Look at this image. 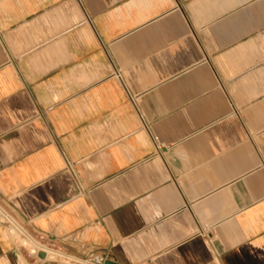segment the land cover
<instances>
[{
	"label": "crops",
	"instance_id": "1",
	"mask_svg": "<svg viewBox=\"0 0 264 264\" xmlns=\"http://www.w3.org/2000/svg\"><path fill=\"white\" fill-rule=\"evenodd\" d=\"M0 202L75 258L0 264H264V0H0Z\"/></svg>",
	"mask_w": 264,
	"mask_h": 264
},
{
	"label": "rangeland",
	"instance_id": "2",
	"mask_svg": "<svg viewBox=\"0 0 264 264\" xmlns=\"http://www.w3.org/2000/svg\"><path fill=\"white\" fill-rule=\"evenodd\" d=\"M0 222H4L7 224L8 229L12 230V232L15 235V240L20 245H23L27 248H29L32 252L33 249H41L42 251L48 253L54 258L58 259H69L73 258L72 255L66 250L65 246L61 243H55V242H45L40 241L37 237H35L32 233H30L26 227L19 222L10 212L9 208L2 202H0ZM22 239H26L28 244L22 243ZM36 243H34L33 241ZM88 258L95 259L96 257L88 256L87 258L80 259L81 264H96L92 262L91 260H87ZM99 263L102 264V261Z\"/></svg>",
	"mask_w": 264,
	"mask_h": 264
},
{
	"label": "water",
	"instance_id": "3",
	"mask_svg": "<svg viewBox=\"0 0 264 264\" xmlns=\"http://www.w3.org/2000/svg\"><path fill=\"white\" fill-rule=\"evenodd\" d=\"M37 255L40 257L44 256V251L38 252Z\"/></svg>",
	"mask_w": 264,
	"mask_h": 264
},
{
	"label": "built area",
	"instance_id": "4",
	"mask_svg": "<svg viewBox=\"0 0 264 264\" xmlns=\"http://www.w3.org/2000/svg\"><path fill=\"white\" fill-rule=\"evenodd\" d=\"M32 252L34 253V252H36V250L33 249ZM92 259H93V258H88L87 260H89V261H90V260L93 261ZM99 264H101V263H99Z\"/></svg>",
	"mask_w": 264,
	"mask_h": 264
}]
</instances>
